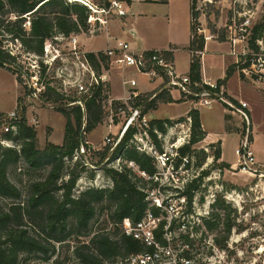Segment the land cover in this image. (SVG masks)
<instances>
[{
    "label": "trees",
    "instance_id": "16d2710c",
    "mask_svg": "<svg viewBox=\"0 0 264 264\" xmlns=\"http://www.w3.org/2000/svg\"><path fill=\"white\" fill-rule=\"evenodd\" d=\"M102 1V6H108L109 1ZM159 1L166 2V0ZM80 2L78 0H0V67L10 71L16 80L26 87L25 76L30 74L23 71L21 64L16 63V56L5 48L3 40L10 35L8 38L17 40L25 53L40 56L46 39L58 34L67 36L89 30L87 18L91 12ZM192 8L193 0L190 11L191 16L196 17L197 13L193 12ZM11 15L13 18H10ZM26 19L29 22L28 30L23 26ZM263 36L264 20L253 24L250 28L247 39L250 52H260L257 39ZM220 40L223 41L224 36H221ZM203 47V37L194 40L191 34L188 45L191 53L188 74L193 80L201 79L200 57L193 53L202 51ZM97 55L104 63L105 58L101 52H97ZM250 56L248 54L247 58ZM86 57L99 73L101 66L96 54L86 52ZM248 65L249 62L241 65L230 63L226 68L225 76L216 80L217 84L223 85L234 71L239 70L242 73L240 69ZM251 77L264 78V74H252ZM107 97L108 87L105 83V87L98 85L91 97L86 99L84 110L79 106L65 104L57 108L65 119L62 144L48 142L42 149L39 148L36 129L33 125L27 124L24 116L16 121L14 131L4 133V137L0 139V201H9L7 206H0V264H18L19 256L22 255L42 256L47 260L51 254L49 252L55 248L53 242H65L73 234L89 237L86 242L76 244L72 249V253L81 264H126L129 255L154 249V246H146L123 231L125 221L140 220L147 210L155 216L159 215L161 209L151 204L148 195L151 191L159 195L161 189L164 190V187L159 185V180L153 178L157 172L154 157L149 152L137 148L134 139L136 128L130 126L113 150L109 144H105L99 150H92L87 143L86 134L102 120L100 102ZM226 97L237 103L233 98ZM44 99L59 100L62 99V95L46 85ZM67 99L70 100L71 97ZM171 101L173 100L169 91L163 88L158 92L139 94L128 101V104L132 107L141 106V114H145L155 109L158 103ZM119 105L127 110L120 100H112L114 109ZM222 105L227 108L226 104ZM187 116L190 118V136L186 142L176 148L174 167L179 166L180 157H189L192 145L206 135L200 122L199 111L193 108L189 110ZM225 118L227 119L228 115H225ZM184 119L185 117L154 118L148 121L145 130L157 151H163L159 135L165 136L169 127ZM113 122H118L115 115ZM226 129L229 130V127ZM81 131L84 154L79 152ZM249 140L252 141L251 134ZM1 141H7L8 144H3ZM208 145L214 148V160L220 159V141ZM88 152L98 156L95 163L90 162L89 165L86 163L85 157ZM20 160L25 162L29 170L48 168L45 177L29 182L26 197L8 177V168L15 166ZM129 161L133 162L134 167L127 164ZM220 165L229 167L225 162H221ZM140 172H144L145 175ZM206 174L207 171H202L201 175L186 181L182 187L173 188L177 193L175 197H183L184 202L190 206L199 182ZM97 175L103 178L104 184L87 185L82 190L76 189L79 179L86 177L94 180ZM206 217H203L204 223L210 228L211 225ZM101 220L111 228L106 226L92 230V223L94 222L97 227ZM165 224V220L161 221L154 230V238L160 245H165L167 242L164 235ZM174 224L173 221L170 222L168 229ZM229 229L230 224L226 225L227 232ZM40 234L43 235L42 238ZM182 255L190 258L188 250Z\"/></svg>",
    "mask_w": 264,
    "mask_h": 264
},
{
    "label": "rangeland",
    "instance_id": "374dc122",
    "mask_svg": "<svg viewBox=\"0 0 264 264\" xmlns=\"http://www.w3.org/2000/svg\"><path fill=\"white\" fill-rule=\"evenodd\" d=\"M86 1L98 8L103 5L102 0ZM192 9L193 12L197 13L196 17H192L191 21L192 39L194 38L195 40L202 36L204 44L206 41L213 43L226 42L225 34L227 35V31L229 32L227 26L231 24L233 30L239 28L244 16L249 17V26L264 20V0H193ZM92 15L98 16L99 13H94ZM112 16H114V14L108 17ZM10 18H13V16L11 15ZM118 19L121 20L120 17H117L114 22L118 23ZM87 23L97 24L93 34L99 32V21L88 22L87 18ZM139 24L144 23L140 22ZM23 26H25L26 30L29 29L28 19L25 20ZM161 26L162 24L158 25L159 29L149 32L148 37L150 39H158V42H161L170 32L164 28V34V30ZM9 27L11 28V26ZM236 30L238 31V29ZM9 36L10 35L3 40L5 48L16 56V63L22 65L23 71H27V74H33L32 72L35 66L34 55L25 53L19 42L15 39L11 40L8 38ZM221 36H224L223 41L220 40ZM101 42L100 38L99 43ZM260 47L261 50H264V43L261 44ZM247 50V43L245 41H238L236 43V53L247 52ZM193 54L201 57L200 52H194ZM231 56L234 62L235 54H231ZM208 68V73L213 75V77L220 76L223 71L220 59L216 60L211 66H209L208 63ZM258 70L257 63L253 66L252 72L241 73L239 70H236L239 79L243 80L244 83L240 85L237 79H231L230 88L236 91L237 95H240V97H244L245 101H247L249 104L247 109L248 112L250 110L253 119L259 123L261 127V132L259 133L264 134V78L255 79L251 77V75L255 73L264 74V70ZM24 74L26 75V73ZM25 77L27 84L30 81V75ZM42 79L47 85L53 86L54 88L58 85L57 81L52 79L49 75ZM17 88L18 86L13 76L5 69L0 68V108H8L11 106L13 95ZM20 89L21 100L27 101L26 109L31 113L30 117L32 118L33 124L37 125L39 138L38 147L42 149L46 145V143H43V139L52 129L53 131L48 139L52 142H60L63 134L64 117L57 108L64 106L66 102L65 99L73 95L75 96V94L67 96L62 95V99L59 100L50 99L46 101L44 98L32 100L26 97L27 85L24 87L20 84ZM116 89L119 90V87L117 86ZM239 101L234 104L238 106ZM100 103L102 110V120L100 123L104 127L109 128L111 123L108 116V101L103 99ZM219 104L220 103L215 102L210 108L201 107V117L206 129L210 132L208 140H218L221 138L222 155L226 161L231 163V167L230 165L229 167H222V165H220L222 162L220 159L214 160L213 147H209V145L202 140L194 143L188 157L189 164L187 167H183V169H177L178 177L174 176V174L171 176L168 168L164 167L161 170V181L159 185H162L164 190L161 189L157 198L160 200L163 199L165 203L171 204L174 210L171 211V218L168 217L170 213L161 212L156 217V223L159 225L163 220H165L166 223L169 220L175 223L171 228V248L175 253L181 256H183L182 254L185 250H188L192 261L190 264H264V217L263 213L260 212L262 192L259 187L254 186L257 178L248 173L239 172L236 167L237 156L234 150L239 144L240 135L238 132L223 128L222 118L220 117L222 113ZM36 108H39L41 112H43L40 117L38 113H36ZM14 109L21 112L20 115H22L21 106ZM176 111L177 107L175 105H161L156 111L150 113L149 117H168L173 115ZM230 116L231 120L227 122V125L229 127H234L235 130L239 129L238 131H240V116L238 117L236 114ZM124 120V117H118V129L115 131V134L111 133L109 129H106V134L115 137L119 133ZM181 122L182 124L177 122L169 127L165 136H159V139L162 140L164 151H170V144L172 142L176 143L177 146L182 144V137H184L187 132L189 122L186 119ZM237 123H239V127H237ZM135 124L136 125H133L137 130L135 136L138 140L142 138L138 142L153 144L152 140L147 135L143 134V128L145 126L142 123L136 122ZM101 131V127L95 128L91 133V138L93 140L100 139V135L102 134ZM3 137L4 131L2 126H0V139ZM100 143L101 149L105 144H103L102 140ZM251 146L252 149H256L257 147V150L259 149L257 155L259 153V156L264 158L263 143L258 144L255 140V143ZM174 149L175 147H173V150ZM202 157H204L203 160H201ZM85 160L89 165L90 162L95 163L98 160V156L91 155V153L88 152ZM200 160L201 163H199ZM47 171V167L29 170L25 162L20 160L15 166L13 165L8 168V177L12 183L20 188L23 196L25 195L26 197L29 182L36 178L45 177ZM202 171H207V174L200 180L192 203L188 206L185 202L181 201V197H175L177 193L173 188L177 186L182 187L186 181L201 175ZM102 184H104V180L99 175H97L94 180L82 177L77 181L76 189L82 190L87 185L101 186ZM154 197L155 196H150L149 198L152 203L156 198ZM8 203V200L0 201V206H7ZM203 217H206L211 225L210 228L204 223ZM228 224H230V229L227 232L226 225ZM106 226L111 228V226H108L107 223L102 220L97 227L93 222L92 230ZM28 227L30 230V226ZM31 230H33V228ZM39 236H41V238L43 237L41 234ZM88 238L87 236H76V234H73L65 242H53L55 248L53 251L49 252L51 254L47 260H44L42 256L22 255L19 256L18 264H59L60 262L62 264H81L72 253V249L76 244L86 242Z\"/></svg>",
    "mask_w": 264,
    "mask_h": 264
},
{
    "label": "built area",
    "instance_id": "2783aa9c",
    "mask_svg": "<svg viewBox=\"0 0 264 264\" xmlns=\"http://www.w3.org/2000/svg\"><path fill=\"white\" fill-rule=\"evenodd\" d=\"M81 2L91 11V14L88 16V22L97 20L100 23L98 26H103L109 18L108 16L111 14L117 16L125 15V11L122 7V0H109L108 6H102L99 8L86 0H81ZM94 13H99V15L93 16L92 14ZM249 23V17L244 16L239 28H235V30H233L231 24H229L227 26L229 32L227 31V35L225 34V40L230 45V53L235 54L234 62L239 63L240 65L249 62L248 66H244L240 69L243 73L252 72L255 63L258 65V71L264 70V50H261L260 47V52L252 53L248 48L247 39L250 34V30L248 29L252 27L249 26ZM96 25L97 24H89L88 31L93 33ZM236 29H238V31ZM133 33L134 32H132V34ZM77 36L78 33H72L67 36L58 34L44 41L42 54L40 56H34L35 66L32 72L33 74H30V81L27 83V92L25 93L27 98L39 100L40 98L45 97L47 84L42 78L49 75L52 79L57 81L58 85L55 88L50 86L55 91L64 96L75 94V96L73 95L70 100L67 98L65 99V105L79 106L82 110H84L86 99L91 97L96 87L98 85L105 87L106 72L108 69L112 66H117L120 68H135L137 71L149 76L150 78L155 75L161 76L164 81L162 89H166L169 93L172 89L177 90L179 93V99L189 101L195 106L210 107L213 103L217 102L226 104L227 110H235L236 108V105L224 95L223 85H218L216 80H210L204 77H201L200 80H193L188 73L178 72L173 58V47L134 52L127 40L116 38L114 45L108 46L101 51V54L105 58L104 63H102V60L96 53L101 66L100 72L98 73L87 59L86 52L79 45ZM238 41H245L247 43V52L236 53L235 49ZM263 43L264 36L257 39V44H259V46ZM195 52H200L201 54V51ZM248 54L251 55L249 58H247ZM42 69H44L43 73ZM123 83L129 84L130 86L135 85V81L132 79L123 81ZM139 94L141 93L129 91L128 98L126 100H120L121 103L127 107V110L121 105L114 109L112 107L113 99L109 97L105 98L109 104V121L110 123L113 122L114 115L117 116V118L122 116L125 118L123 122L124 124L130 114L135 112L136 115L130 123V126L136 125V122L142 123L145 126L143 128V134L148 136L145 128L148 126V121L150 119L148 120L146 118V113L141 114V106L132 107L128 104V101ZM239 107L242 110L240 111V141L234 150L237 156L236 167L239 172L248 173L257 178L254 186L259 187L262 192L260 212L263 213L264 217V164L256 162L254 151L251 146L252 142L249 140V135H252V128L250 116L247 110V101L240 100ZM20 117V114L15 109L9 112H0V126H2L4 133L14 131L15 123ZM185 119L189 122V126L187 127V132L184 137H182V144L186 142L190 136V118L187 116ZM178 123L182 124V122ZM135 135L134 139L136 140L137 148L149 152L155 159L157 172L153 175V178L154 180H159V184L161 181V170L164 167L168 168L171 176L174 174V176L178 177L177 169H183V167L188 166V157L182 156L180 157L179 166L174 167V162L177 156L176 148L178 147L176 143L172 142L170 144L169 152L164 150L159 152L154 148L153 144L138 142L142 138H139L138 140ZM117 136L118 134L115 137L109 135L105 136L103 140L104 144H109L111 146V150H113L118 145L116 141ZM1 142L6 145L8 144L7 141ZM173 147H175L174 150ZM127 164L134 167L132 161H129ZM140 173L145 175L144 172ZM150 196L156 197H154L155 200L153 203L151 202V204L159 207L161 212H165L167 214L170 213L168 217L171 218V211L174 210L173 206L169 203H165V201L163 202V199H158L155 191L149 192L148 198H150ZM181 199V201L184 202V198L181 197ZM156 217L157 216H155L150 210H147L140 220L135 222H124L123 231L126 235L140 240L146 246H154L152 251L129 255L126 258V264H190L192 262L190 258L178 255L171 248L170 235L172 230L168 229L170 220L164 225V235L167 239L166 244L160 245L156 242L154 238V230L158 227Z\"/></svg>",
    "mask_w": 264,
    "mask_h": 264
},
{
    "label": "crops",
    "instance_id": "0c3cea01",
    "mask_svg": "<svg viewBox=\"0 0 264 264\" xmlns=\"http://www.w3.org/2000/svg\"><path fill=\"white\" fill-rule=\"evenodd\" d=\"M191 0H166V2H161L159 0H130V1H122V7L125 11L124 16H117L114 15L109 17L106 23L103 26H100V30L98 33L93 34L89 31L87 32H80L78 33L77 40L79 45L83 48L85 52H101L108 46L114 45L116 38H123L130 43L131 48L134 52H141L144 50H153V49H167L169 47L174 48L173 58L176 65V69L180 73H188L189 66H190V59L191 54L190 50L188 49V45L191 40V11H190ZM117 17H120L121 20L118 19V23H115ZM143 22L144 24H139ZM162 24L161 28L169 30V34L164 37L161 42H158V39H150L148 37L149 32H153L159 29L158 25ZM160 28V29H161ZM132 32H134L132 34ZM165 34V30H164ZM163 34V35H164ZM163 37V36H162ZM161 37V38H162ZM101 38V43H99V39ZM230 45L227 42H209L206 41L204 44V48L201 51V77L210 80H217L222 79L225 76V71L227 66L233 62V57L230 54ZM220 59L223 66V71L220 76L213 77V75L208 73V63L209 66L215 63L216 60ZM235 61V60H234ZM2 68V67H0ZM5 69V68H2ZM8 71L7 69H5ZM16 81L18 86L17 90L13 95V102L10 107L8 108H0V112H9L14 110V108L21 106L22 115L26 119L27 124H33L31 113L28 109H26V100H21V89L20 83L16 80L15 76L8 71ZM237 79L240 85L244 83L243 80H240L238 77V73L234 71L231 76L225 81L223 84V91L225 96L229 98H233L236 101L243 100L245 101L244 97H240L237 95L236 91L230 88V81L231 79ZM134 80L135 85L130 86L129 84H124L123 81L127 80ZM106 84L108 87V97L111 99L116 100H126L129 96V91H135L138 93H148V92H158L162 89L164 85L163 78L159 75H155L152 78L149 76L142 74L141 72L137 71L135 68L126 67L120 68L117 66H112L106 72ZM117 86L119 90L116 89ZM170 96L173 101L167 103H158L155 109L149 110L145 116L147 119H154L155 117H149V114L156 111L159 106L161 105H175L177 107V111L168 117L163 118H170V119H177L181 117H187L189 110L195 108L199 111L200 122L202 128L206 132L205 137L202 139L203 142L206 144L220 141V161L225 162L230 165L231 163L226 161L222 155L221 149V138L218 140L210 139V132L206 129L202 117H201V107L202 106H195L193 103L189 101L179 100V93L177 90L172 89L170 91ZM222 115V124L223 128L229 127L227 122L231 120L230 115H238L240 116V111L242 110L239 105L236 106L235 110H227L221 103L219 104ZM212 106V105H211ZM210 106V107H211ZM249 106V104H248ZM208 107V108H210ZM244 110V109H243ZM19 114L21 112H18ZM36 113H38L39 117L43 112L39 108H36ZM250 116V123L252 128V145L255 143V140L258 144H262L264 146V134L259 133L261 132V127L258 122H256L252 115L251 111L249 110ZM46 114V113H45ZM225 115H228V118H225ZM157 118V117H156ZM39 120V118H38ZM35 123V122H34ZM47 124V123H46ZM50 125V124H49ZM239 123H237V127ZM51 126V125H50ZM64 126H65V119L63 124V134L62 140L60 142H52L49 140V136L52 131L45 135L43 139V143H53V144H62L63 137H64ZM36 129V137L37 142L39 141L38 132H37V125L34 126ZM102 128V134L100 135V139L93 140L91 138L92 131L97 128ZM53 128V127H52ZM95 128L89 131L86 134V139L88 146L92 150H99L101 145V140L103 142L104 137L107 136L106 129H109L111 133L115 134V131L118 129V122L111 123L108 127H104L101 123H99ZM229 130H233L238 132L239 129L235 130L234 127H229ZM104 135V136H103ZM104 144V142H103ZM259 150V149H258ZM256 149H253L256 162L259 164H264V158L257 155L259 152Z\"/></svg>",
    "mask_w": 264,
    "mask_h": 264
},
{
    "label": "water",
    "instance_id": "95a60500",
    "mask_svg": "<svg viewBox=\"0 0 264 264\" xmlns=\"http://www.w3.org/2000/svg\"><path fill=\"white\" fill-rule=\"evenodd\" d=\"M80 1V0H78ZM135 112H132L130 114V116L128 117V119L126 120V122L123 124V126L121 127L118 136H117V144L121 141V139L123 138L124 134L126 133V131L128 130V128L130 127V123L133 121L134 117H135ZM85 121L83 120L82 125L84 126ZM79 150L80 153L83 154L84 153V147H83V141H82V131L80 132L79 135Z\"/></svg>",
    "mask_w": 264,
    "mask_h": 264
}]
</instances>
